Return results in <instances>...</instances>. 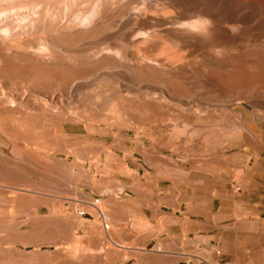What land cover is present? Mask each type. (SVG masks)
<instances>
[{
  "label": "rangeland",
  "instance_id": "obj_1",
  "mask_svg": "<svg viewBox=\"0 0 264 264\" xmlns=\"http://www.w3.org/2000/svg\"><path fill=\"white\" fill-rule=\"evenodd\" d=\"M227 63L218 66L236 70ZM99 80L62 97L3 100L0 146L30 142L48 149L50 161L65 158L72 193L109 187L114 193H182L178 213L183 222L198 220L186 235L201 236L207 256L201 264H264V102H248L262 95L264 84H249L244 96L230 99L220 89L219 98L180 101L164 85L142 95L117 79ZM114 90L139 95L159 117L104 99ZM238 123L256 126L250 131L262 135L261 150L245 141ZM14 236L0 230V264H30L36 249L12 244ZM138 248L135 257L151 258L165 246L152 241ZM183 255L182 264H189Z\"/></svg>",
  "mask_w": 264,
  "mask_h": 264
},
{
  "label": "bare ground",
  "instance_id": "obj_2",
  "mask_svg": "<svg viewBox=\"0 0 264 264\" xmlns=\"http://www.w3.org/2000/svg\"><path fill=\"white\" fill-rule=\"evenodd\" d=\"M228 60L235 71L219 68ZM98 78L142 95L164 85L180 101L244 96L264 84V0H0V102L62 97ZM260 92L248 102L262 104ZM104 99L159 117L139 95ZM253 128L238 123L261 150Z\"/></svg>",
  "mask_w": 264,
  "mask_h": 264
},
{
  "label": "crops",
  "instance_id": "obj_3",
  "mask_svg": "<svg viewBox=\"0 0 264 264\" xmlns=\"http://www.w3.org/2000/svg\"><path fill=\"white\" fill-rule=\"evenodd\" d=\"M47 152L30 142L0 146V230L36 249L30 264H182L183 254L189 264L205 261L201 236L186 235L198 220L178 213L182 193H72L69 163ZM152 241L163 242L160 255L134 256Z\"/></svg>",
  "mask_w": 264,
  "mask_h": 264
},
{
  "label": "clouds",
  "instance_id": "obj_4",
  "mask_svg": "<svg viewBox=\"0 0 264 264\" xmlns=\"http://www.w3.org/2000/svg\"><path fill=\"white\" fill-rule=\"evenodd\" d=\"M210 27H211V21L207 20V28H210Z\"/></svg>",
  "mask_w": 264,
  "mask_h": 264
}]
</instances>
